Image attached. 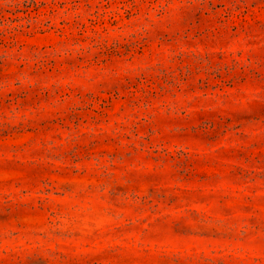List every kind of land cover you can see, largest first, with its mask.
<instances>
[{
  "label": "rangeland",
  "instance_id": "obj_1",
  "mask_svg": "<svg viewBox=\"0 0 264 264\" xmlns=\"http://www.w3.org/2000/svg\"><path fill=\"white\" fill-rule=\"evenodd\" d=\"M0 264H264V0H0Z\"/></svg>",
  "mask_w": 264,
  "mask_h": 264
}]
</instances>
